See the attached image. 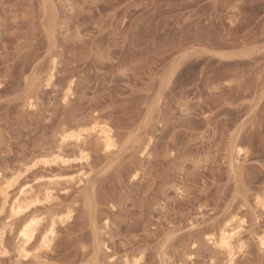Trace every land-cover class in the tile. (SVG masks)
I'll return each instance as SVG.
<instances>
[{
  "label": "rangeland",
  "instance_id": "374dc122",
  "mask_svg": "<svg viewBox=\"0 0 264 264\" xmlns=\"http://www.w3.org/2000/svg\"><path fill=\"white\" fill-rule=\"evenodd\" d=\"M47 1L0 0V168L56 149L64 122L92 116L119 149L88 138V178L51 184L33 207L48 219L74 209L52 248L22 259L8 232L0 264H230L205 234L229 213L244 242L232 264H264V0ZM64 149L73 159L77 146ZM41 166L26 176L81 168Z\"/></svg>",
  "mask_w": 264,
  "mask_h": 264
},
{
  "label": "bare ground",
  "instance_id": "6f19581e",
  "mask_svg": "<svg viewBox=\"0 0 264 264\" xmlns=\"http://www.w3.org/2000/svg\"><path fill=\"white\" fill-rule=\"evenodd\" d=\"M49 6H53V4L50 5L49 2ZM48 16L50 17V15ZM52 19L54 18L52 17ZM49 71L45 79L48 82L47 84L51 83L52 79L55 76L54 75L55 73H53L54 71L53 68ZM73 83H74L73 80H70L69 84L67 83L68 85L67 86L65 85L66 87L65 94H67V97L68 96L70 97V95L68 94L72 92L71 89L74 87ZM26 102L30 107H33L35 105L34 96H32L31 94L27 96ZM101 120H99L98 116L97 117L92 116L90 120L88 119L85 121L80 120L74 123L64 122L61 127L59 125L60 129L58 128L59 131L57 132L58 133L57 137L59 138V143L57 140L56 141L59 146H57L56 149L53 148L54 150L51 149L52 151L50 152L48 150H47L48 152L39 151L40 153L38 152L37 155L35 153L33 157L30 158V160L27 159V161L25 162L23 161V163L20 166L18 165V167H14L9 172H4L0 168V197H1L0 208H1V212L4 214L3 224L0 226V249L7 250L8 248L6 247L7 245L5 243V238L8 232L15 234V236L17 237L18 241L15 245V250L17 255L22 259L35 258V257L39 258L42 256L44 252L52 248L58 234V225L60 223H63L71 219L73 216L74 209L68 207L66 209L56 211L48 219L43 214L37 213V209H38L37 207L36 208L33 207L37 204L42 203L44 199H49L53 196V188L51 187V184L59 183L61 181H66V182L83 181L84 179L88 178V171L84 169V166L90 165V159H91V153L87 145L88 138L90 137L96 138L98 144L101 145L106 151H108V153L114 152L113 150H115L117 147L119 149V145H118L119 142L117 141L114 128L112 127V125H110V123H106L104 122V120L102 121ZM239 143L241 144V142ZM239 143L234 144V149L236 150L237 153H241L244 150L242 146L243 144L240 145ZM69 144H75L77 146V149L73 151V155H74L73 159L70 158L71 156L64 149L65 145L68 146ZM74 161L79 162L81 166V168L76 172H67L65 174H60V175L55 174L50 177H45L43 175L36 176L35 179L46 178V181L37 182V183L33 182V180H30L29 176H26V174L31 171L32 174L36 175L37 171L35 170V167H37L38 165H42L41 168L43 169L52 170L54 164L67 166V165H71V162ZM96 188L94 187V190ZM95 191L96 192L94 193L95 194L97 193L98 195L103 192L102 191L101 193H99L97 192L98 190ZM103 195L104 194H102V196ZM90 197L91 196L89 195V198ZM108 198L106 199L107 201ZM111 198L112 197H110V199ZM95 200H97V198ZM99 200L100 203H103L101 202L103 199L102 200L98 199V201ZM96 202L95 205H97ZM256 202L258 204L262 203L263 198L261 196H257ZM99 209L97 211H99ZM94 218H96V216ZM94 218L92 220H94ZM102 222L105 228L108 227L110 224L108 218L107 219L104 218ZM240 227L241 225H240V219L238 218V214L229 213V215H227L222 221H220V223L216 227L210 228L205 232L207 236V240L212 241L222 252L226 254L225 257H227L228 262L230 264L234 263L235 261L237 248L244 246V242L242 241V238L240 236V229H241ZM21 233H23V235H21ZM259 239L261 245H264V231L259 236ZM86 254H88V252ZM91 259L92 257H90V260ZM92 260L94 261L95 259L93 258ZM82 261L84 262V260ZM82 261L79 263H82ZM140 261H141V257L134 256V258L132 259L129 258L126 259L125 264H140ZM163 261H166V258L163 259ZM76 262H78V260ZM76 262L73 264H77ZM176 263L184 264L182 261Z\"/></svg>",
  "mask_w": 264,
  "mask_h": 264
},
{
  "label": "snow or ice",
  "instance_id": "6c2138e0",
  "mask_svg": "<svg viewBox=\"0 0 264 264\" xmlns=\"http://www.w3.org/2000/svg\"><path fill=\"white\" fill-rule=\"evenodd\" d=\"M21 235H23V233H21Z\"/></svg>",
  "mask_w": 264,
  "mask_h": 264
}]
</instances>
